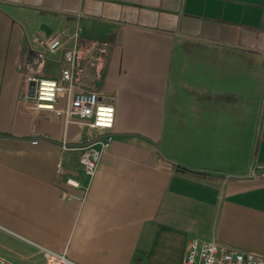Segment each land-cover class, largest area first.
Masks as SVG:
<instances>
[{"label": "crops", "instance_id": "obj_1", "mask_svg": "<svg viewBox=\"0 0 264 264\" xmlns=\"http://www.w3.org/2000/svg\"><path fill=\"white\" fill-rule=\"evenodd\" d=\"M74 33L72 94L115 110L92 181L61 145L103 135L27 98L28 74L64 84ZM192 238L264 258V0H0V257L110 264L142 244L182 264Z\"/></svg>", "mask_w": 264, "mask_h": 264}, {"label": "built area", "instance_id": "obj_2", "mask_svg": "<svg viewBox=\"0 0 264 264\" xmlns=\"http://www.w3.org/2000/svg\"><path fill=\"white\" fill-rule=\"evenodd\" d=\"M69 39L73 42V48L66 50L64 54V60L67 64L66 69L62 71L64 84L60 85L56 81L37 78L35 75L28 74L25 76L27 93L29 94L27 98L29 97L35 102L37 110L51 111L57 117L64 116L66 119L77 118L90 129H94L103 135V138L85 147L75 148L65 143L61 145L62 151L80 152L79 163L88 180L92 181L96 175L102 154L112 143L111 132L115 121V110L113 105L101 102L98 95L93 92L80 91L72 94L76 82L75 70L81 55V49L78 48L77 33L72 34ZM63 46L64 43L60 33L51 38L39 39L36 42V47L42 53L53 54L62 49ZM93 48L94 46H89L90 50ZM34 53L39 55L38 59H34L37 61L36 67L38 68L41 64L40 57L42 58L43 55L37 49ZM62 94L66 96L64 111L56 107L57 99ZM58 171L62 172L60 166ZM66 183L73 188L79 187V183L74 179H67ZM36 247L42 255V264H76L69 260L65 253H56L43 247ZM0 264L11 263L0 257ZM182 264H264V258L228 248L214 241L192 238L187 242Z\"/></svg>", "mask_w": 264, "mask_h": 264}, {"label": "rangeland", "instance_id": "obj_3", "mask_svg": "<svg viewBox=\"0 0 264 264\" xmlns=\"http://www.w3.org/2000/svg\"><path fill=\"white\" fill-rule=\"evenodd\" d=\"M188 58V57H185ZM195 235H192V237ZM182 247H179L176 255H182ZM110 264H156L159 261L155 259L152 251L147 252L145 245H138L137 247L131 248L128 245L118 251L116 255L108 259Z\"/></svg>", "mask_w": 264, "mask_h": 264}, {"label": "water", "instance_id": "obj_4", "mask_svg": "<svg viewBox=\"0 0 264 264\" xmlns=\"http://www.w3.org/2000/svg\"><path fill=\"white\" fill-rule=\"evenodd\" d=\"M170 166V165H169Z\"/></svg>", "mask_w": 264, "mask_h": 264}]
</instances>
